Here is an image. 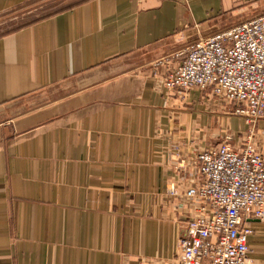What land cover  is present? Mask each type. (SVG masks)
<instances>
[{"label":"crops","instance_id":"0c3cea01","mask_svg":"<svg viewBox=\"0 0 264 264\" xmlns=\"http://www.w3.org/2000/svg\"><path fill=\"white\" fill-rule=\"evenodd\" d=\"M35 1L0 0V16ZM39 1L0 33V264H165L195 213V155L248 125L164 80L264 0ZM254 141L264 154V119ZM244 224L264 264V221Z\"/></svg>","mask_w":264,"mask_h":264},{"label":"built area","instance_id":"2783aa9c","mask_svg":"<svg viewBox=\"0 0 264 264\" xmlns=\"http://www.w3.org/2000/svg\"><path fill=\"white\" fill-rule=\"evenodd\" d=\"M164 83L183 93L210 90L248 125L240 144L229 133L195 155L200 181L185 191L195 213L180 238V254L165 264H249L252 229L244 217L264 221V154L254 141L264 119V14L187 46Z\"/></svg>","mask_w":264,"mask_h":264},{"label":"rangeland","instance_id":"374dc122","mask_svg":"<svg viewBox=\"0 0 264 264\" xmlns=\"http://www.w3.org/2000/svg\"><path fill=\"white\" fill-rule=\"evenodd\" d=\"M40 3L41 2L39 0H36L35 2H30V3L20 7L17 10H14L12 12L1 15L0 16V33H3L6 31L15 29L19 26L25 25L26 23H28V22L34 20L35 18L39 17L41 15V12L38 8ZM222 105L227 107L229 110H231V112H233L231 109V106H227L228 104L223 102ZM229 133H231V132H229ZM229 133H226V134H229ZM244 137H245V135L243 133L240 137L241 140L244 139ZM236 140L239 141L237 139V137H236Z\"/></svg>","mask_w":264,"mask_h":264}]
</instances>
